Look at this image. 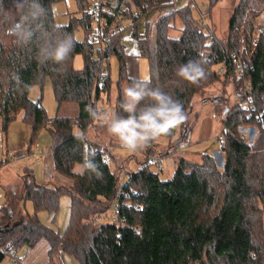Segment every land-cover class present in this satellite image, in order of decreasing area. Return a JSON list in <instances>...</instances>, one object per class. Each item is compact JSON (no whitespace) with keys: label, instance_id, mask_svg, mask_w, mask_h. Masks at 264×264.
I'll return each mask as SVG.
<instances>
[{"label":"trees","instance_id":"obj_1","mask_svg":"<svg viewBox=\"0 0 264 264\" xmlns=\"http://www.w3.org/2000/svg\"><path fill=\"white\" fill-rule=\"evenodd\" d=\"M58 1L43 3L49 11L48 26L71 35L75 41L64 72L54 71L57 66L51 63L40 65L34 46H16L13 38L5 35L7 25L0 28V120L5 134L19 116L30 127L25 147L30 157L38 144L39 132L51 126L54 170L70 185L60 188L39 184L33 170L27 168L22 177V195L24 205L30 203L33 214L27 213L19 223L10 224L13 201L7 200L1 208L0 246L11 243V248L29 247L31 252L32 247L45 240L47 264H56L69 255L78 264H264V32L257 46L253 45L264 0H240L231 15L224 44L193 19V1L161 17L154 26L153 38L149 22L144 35H139L137 29L159 0H118L127 7L124 14L131 22L129 27L140 56L148 63L151 85L160 87L182 106L186 120L180 128L188 125L194 98L214 84L232 83L238 97L234 107L218 111L224 117L222 170L212 154L203 155L200 163L181 157L174 177L163 181L161 170H150L146 159L136 172L126 173L124 182L117 170L104 161L107 152L97 147L94 150L86 135L95 123L89 107L112 102L114 93L111 109L126 115L119 107L123 91L133 79H139L129 76L127 54L121 44V34L127 27L107 35L104 46H95L89 43L94 23L84 13L88 0H77L82 15L71 19L67 26L55 22L52 5ZM216 2L209 0V12L217 6ZM5 4L10 7V0H5ZM176 18L182 22L181 36L173 38L169 33L177 28ZM79 26L86 33L83 42L74 37ZM200 52L205 53L206 77L197 84L178 77L176 68L198 59ZM78 54L83 56L84 67L76 70L74 60ZM112 57L119 64L116 82L110 77ZM234 58L241 60V71ZM221 66L224 72L218 74ZM105 69L108 74L104 76ZM48 79L58 109L54 118L48 117L42 97L33 102L29 96L34 85L43 92ZM247 82L251 90L244 88ZM248 101L253 109L246 107ZM68 104L78 108L76 118L61 116ZM73 119L78 122L77 131L72 128ZM249 127L258 130L250 145L240 131ZM177 128L161 137L173 140ZM155 141L145 149L152 152ZM90 154H94L102 173L100 179L91 173L77 174ZM67 195L69 223L59 232L42 223L38 215L42 211L56 213L60 199ZM112 205L118 206L115 222L97 223L96 216L109 211ZM5 258L8 256L0 253V264Z\"/></svg>","mask_w":264,"mask_h":264},{"label":"rangeland","instance_id":"obj_2","mask_svg":"<svg viewBox=\"0 0 264 264\" xmlns=\"http://www.w3.org/2000/svg\"><path fill=\"white\" fill-rule=\"evenodd\" d=\"M192 2V17L197 22L202 23L205 27L206 32H211L214 34L215 38L224 44L228 39V26L231 20V15L234 9L239 5L240 0H216L217 6L208 11L209 0H159V5L147 12L146 16L138 24V34L144 35L146 31V22H149V34L154 38V26L160 20L161 17L166 16L178 7ZM52 10L54 13L55 22L58 26H67L70 23L71 19L80 18L82 13L78 8L77 0H60L52 5ZM90 18V17H89ZM128 22V21H127ZM131 22L126 23L127 29L121 34V44L124 46L126 51L128 61L134 59L136 68L134 69L133 77L150 78L149 66L146 60L140 56L139 49L137 48L136 39L133 37ZM264 24V11L259 15L255 24V30L260 25ZM176 29L172 30L169 34L171 37H180V28H182V22L176 18ZM86 33L84 29L79 26L75 30L74 37L77 41H85ZM110 77L113 82L118 80V71L119 64L115 57L110 59ZM75 69H82L83 65V56L81 54L76 55L74 60ZM47 83L44 86V91L41 92L38 86L31 88L29 96L30 99L35 102L42 97V103L44 108L47 111L48 117L54 118L58 114L57 104L52 93L51 82L46 80ZM115 93L112 95V102H101L99 103V108L111 109L114 103ZM238 102V97L232 83H216L213 86L206 89L204 94L196 96L192 102V112L188 116V125L186 128H177V135L173 140H169L166 137H159L155 141V147L152 152H149L148 149H141L136 152H130L127 149L123 148L120 145V142L113 137L105 126H102L99 121L95 120L93 126L89 129L87 133V140L90 141L98 140L96 144L92 146L102 149L104 151H111L113 147L116 152L123 151L124 157L126 158V163L128 164L125 167H120L125 163L118 164L117 160L110 163V153H106V157L109 160L111 169L117 170V175L120 178L121 182L127 180L126 173L136 172L142 167L143 162L155 156L156 158H162V163L160 165H152L150 170L153 172L159 171L160 177L163 181L170 180L174 176L177 167V161L179 158H184V156H189L192 163H200V159L203 155L212 154L217 160L219 168L222 170L225 160L223 154V160L220 159V155H216L215 152L221 151L219 146L218 137L222 136L223 129V116L222 113H219L220 110H224L228 107L232 108ZM111 103V104H110ZM219 111V112H218ZM78 108L74 105H65L61 111V116H69L71 118L77 117ZM216 116V117H215ZM77 124L78 122L74 119L72 120V125ZM8 129L7 134L2 132V125L0 120V207L12 198V210L13 215L10 224L19 223L27 213L33 214V209L31 204L27 203L24 205L23 195H22V177L27 168L32 169L35 177V181L39 184L47 185L49 187H60L66 188L70 185L69 180H65L59 176L53 166H51L50 159L47 157L45 160L44 155L48 152L52 146L53 139L50 136L49 129L50 127L42 129L37 138L39 143L38 154L35 156H23L25 152V147L29 141V136L31 134L30 127L27 124H24L21 120V116L18 117ZM77 131V130H74ZM243 137L246 139L247 143L252 144L258 136V130L255 127L241 128ZM182 133H186L187 136L182 139ZM111 140L114 142L111 143ZM178 142L185 144V149H177V155L175 157H169L168 152L173 151L174 147ZM7 144H14L16 147H12L11 153L15 158L8 153L6 147ZM119 146V147H118ZM175 151V150H174ZM116 152L112 154L116 156ZM44 153V154H43ZM119 155L121 153H118ZM118 155V156H119ZM217 156V157H216ZM8 160V163L5 161ZM126 173L122 171L125 170ZM54 171V172H53ZM54 174L53 177L51 175ZM70 196H63L60 199L59 210L50 214L47 211H42L39 213L38 217L42 223L45 225L54 228L59 232H63L69 223L70 215ZM113 205L109 211L105 213H100L96 216L97 223H110V220H114L115 214L113 213ZM101 216V221L97 220V217ZM47 242L41 240L40 243L31 248V253L26 255L24 264H47L48 260V251H47ZM63 264H78L75 257L69 255L64 257ZM9 259L5 258L2 264H9ZM56 264H59L57 261Z\"/></svg>","mask_w":264,"mask_h":264},{"label":"clouds","instance_id":"obj_3","mask_svg":"<svg viewBox=\"0 0 264 264\" xmlns=\"http://www.w3.org/2000/svg\"><path fill=\"white\" fill-rule=\"evenodd\" d=\"M10 5L0 0V28L7 25L5 35L12 37L13 43L22 49L34 46L35 59L40 65L51 63L57 66L54 71H66L64 65L74 50L75 41L71 35L48 26L49 11L43 0H10ZM198 56L180 64L176 75L191 84L204 79L205 53L200 52ZM14 78L19 80L18 76ZM119 107L126 115L115 109L91 106L89 114L105 126L123 148L133 153L169 135L186 120L181 104L160 87H153L148 77L130 82L123 91ZM86 173L94 174L97 179L102 176L94 154L80 164L77 172L81 176Z\"/></svg>","mask_w":264,"mask_h":264},{"label":"built area","instance_id":"obj_4","mask_svg":"<svg viewBox=\"0 0 264 264\" xmlns=\"http://www.w3.org/2000/svg\"><path fill=\"white\" fill-rule=\"evenodd\" d=\"M183 1V0H182ZM89 5L84 11V13L90 17V20L92 23H94V27L91 30L90 33V38H89V43H93L95 46L101 45L104 46L106 43V40L108 39L107 35H111L114 33H117L119 30H123L126 28V23L129 21L126 18V13L127 7L123 4L118 2V0H88ZM128 21V22H127ZM131 24V23H130ZM254 34V41L253 45L255 47L257 46V42L260 39V35L264 32V24H260ZM105 37V38H104ZM234 63L237 65L238 69L241 71V60L239 58H234ZM224 72V67H219L217 69V73L221 74ZM108 74V70L105 69L104 71V76ZM244 88H247L251 90V86L249 82L244 84ZM246 107H250L253 109L251 106V102L248 101L246 104ZM216 117V116H215ZM72 128L74 130H77L78 125L74 124L72 125ZM221 145V144H220ZM180 149H185V144L181 143L179 145ZM95 150V148H93ZM12 155V154H11ZM105 155L104 161L106 164H109V160ZM13 157V156H12ZM14 158V157H13ZM162 158H156L155 156H151V158L147 159L148 165L151 167L152 165H160L162 162ZM113 213L115 214V218L117 217V210L118 206L113 205ZM3 215V211L1 210L0 207V222L1 218ZM114 220H110V223H114ZM98 221H101V216L97 217ZM0 253H4L8 256V259L10 261L9 264H24V258L26 255L30 254V248L26 247L22 250H18L15 248H11V243H7L4 246H0Z\"/></svg>","mask_w":264,"mask_h":264},{"label":"crops","instance_id":"obj_5","mask_svg":"<svg viewBox=\"0 0 264 264\" xmlns=\"http://www.w3.org/2000/svg\"><path fill=\"white\" fill-rule=\"evenodd\" d=\"M127 64H128V72H129V76L131 77V78H136V77H133L134 76V73H136L135 72V68H136V64H135V61H134V59H130L129 61H128V58H127ZM111 104V103H110ZM77 115H78V112H77ZM66 116V115H65ZM222 131V130H221ZM222 133V132H221ZM186 136V134H184V133H182V139L184 138ZM221 134H220V136L218 137V141H219V146H220V148H221V143H222V141H221ZM99 141V139L97 140H94V141H90L91 142V145H93V144H96V142H98ZM111 143H113L114 144V142L111 140ZM182 142H178L177 143V145L174 147L175 149H173V151H171V152H174V153H170V152H168L167 153V155H169V157H175L176 155H177V149L179 148V145L181 144ZM39 143L38 144H36V146L34 147V150H33V152H34V155L36 156L39 152H38V149H39ZM15 147L14 146V144H8V146L6 147V149H7V151H8V153H10V154H12L11 153V150H13V148ZM119 147V146H118ZM16 148V147H15ZM92 148H94V146L92 147ZM115 148H117V147H113V149H111V151H107L108 153H110V163H112V162H114V161H116L117 160V162H118V164H121V163H125V164H121L122 166H120L121 168L122 167H125V166H127L128 164L126 163V158L124 157V154H123V151L122 152H120V151H117L116 152V150H115ZM180 149V148H179ZM175 150V151H174ZM180 150H183V149H180ZM113 152H116L117 154H116V156L115 155H113L112 153ZM22 153H23V156L22 157H25V156H27L26 155V153L25 152H23V150H22ZM118 153H121L120 155L118 154ZM44 154V153H43ZM215 154L216 155H220V159L221 160H223V152L222 151H216L215 152ZM119 155V156H118ZM12 156L14 157V155L12 154ZM44 157H45V160H47V157L50 159V163H51V166H53V162H52V152H50V153H46L45 155H44ZM217 157V156H216ZM15 158V157H14ZM184 158H186V159H188V160H190V157L189 156H184ZM223 162H224V160H223ZM109 163V164H110ZM52 170H54V166H53V169ZM122 171H124V173H126V168H125V170L123 169ZM54 172V171H53ZM54 176V174H52L51 175V177H53ZM64 259L65 258H63L62 260H60L59 261V263H64Z\"/></svg>","mask_w":264,"mask_h":264},{"label":"water","instance_id":"obj_6","mask_svg":"<svg viewBox=\"0 0 264 264\" xmlns=\"http://www.w3.org/2000/svg\"><path fill=\"white\" fill-rule=\"evenodd\" d=\"M186 134V133H185ZM187 135V134H186Z\"/></svg>","mask_w":264,"mask_h":264}]
</instances>
